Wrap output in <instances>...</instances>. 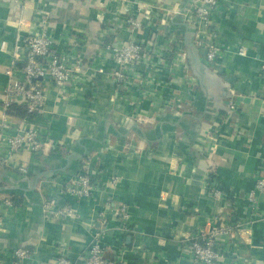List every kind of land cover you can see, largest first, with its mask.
I'll use <instances>...</instances> for the list:
<instances>
[{"label":"crops","instance_id":"1","mask_svg":"<svg viewBox=\"0 0 264 264\" xmlns=\"http://www.w3.org/2000/svg\"><path fill=\"white\" fill-rule=\"evenodd\" d=\"M185 1L0 0V44L6 43L0 50V114L10 51L18 44L23 57L22 38L42 25L79 69L74 84L65 87L43 80L45 108L32 119L48 132L42 152L24 150L0 164L5 264V251L17 246L31 250L19 264H55L59 250L76 258L101 212L106 256L117 264H192L181 239L220 218L241 225L219 264H264V194L256 195V203L248 197L256 178L264 177V0L221 1L213 13L215 35H201L203 42L213 37L224 46L212 63L204 58V45L190 43L197 27L185 10L178 11ZM128 15L143 28L131 32L123 26ZM152 35L161 46L170 41L156 84L129 79L125 88L113 81L115 64L106 44L142 42ZM12 66L13 77L22 79L20 62ZM23 114L17 99L11 118L18 121ZM83 160L98 191L65 196L75 214L46 220L37 184L51 187V181L77 172ZM20 165L26 166L24 173ZM112 175L119 177L115 186L106 182ZM208 183L223 191L220 198ZM6 196L15 198L13 209L3 206ZM120 204L129 210L128 229L115 214Z\"/></svg>","mask_w":264,"mask_h":264},{"label":"built area","instance_id":"2","mask_svg":"<svg viewBox=\"0 0 264 264\" xmlns=\"http://www.w3.org/2000/svg\"><path fill=\"white\" fill-rule=\"evenodd\" d=\"M222 0H191L185 9L184 17L196 24L194 43L205 47L204 58L207 62H215L221 58L224 46L215 38L203 42L201 35L206 32L210 36L215 35L213 13L219 9ZM145 13H148L146 10ZM123 26L131 32L141 30L143 24L136 16L128 15L123 19ZM39 31L28 33L22 38L26 52L23 57L19 56L21 46L16 44L10 51L12 63L6 66L4 72L8 75V82L3 91L0 114V164H8L16 154L24 150L32 153H41L47 143V131L32 123L44 111L45 87L43 80L47 79L54 85L65 87L74 84L76 73L79 71L70 63L69 56L57 46L56 40L47 32L45 25ZM157 36H150L147 41L130 39L127 42H111L106 44L115 66L110 71V76L117 84L127 85L129 79L132 83L154 86L160 69L168 60L170 41L166 45H159ZM0 50H6V43L0 44ZM239 54H244L246 48L239 46ZM181 58L184 54H178ZM20 62L22 79L13 77V64ZM264 69V66H263ZM96 71L103 73L101 66ZM40 77V78H39ZM145 82V83H144ZM133 86V85H131ZM126 88V87H125ZM23 101L24 114L17 121L11 118V108L17 99ZM135 104L139 101H133ZM234 104H230L233 108ZM21 172L26 171L25 165H20ZM109 186H115L119 177L112 175L106 179ZM53 183L46 189V184H37L41 192V208L46 220L52 218L66 219L75 214L73 206L65 196L77 198L90 197L98 191V180L89 171V164L83 160L80 169L74 174L51 181ZM209 184V191L215 198H220L223 191L216 185ZM53 187V188H52ZM56 187V188H54ZM264 194V177H257L255 186L249 192L251 203H256V195ZM65 198V199H64ZM5 209H13L15 203L11 196L2 199ZM110 202H106V208ZM116 217L123 222V228H130L126 220L129 210L126 204H120L115 208ZM3 213H0V228L3 223ZM100 222L91 233L90 241L82 254L76 258L59 250L55 264H117V259L106 256L107 246L104 241L105 213L101 212ZM240 223L228 218L216 219L190 231L181 239L182 250L185 251L192 264H219V259L224 255L225 245L231 238L234 229H240ZM9 264H19L31 254L26 246H17L5 251ZM0 264H5L0 257Z\"/></svg>","mask_w":264,"mask_h":264},{"label":"water","instance_id":"3","mask_svg":"<svg viewBox=\"0 0 264 264\" xmlns=\"http://www.w3.org/2000/svg\"><path fill=\"white\" fill-rule=\"evenodd\" d=\"M190 1H191V0H186V1L183 3V5L180 7V9H178V11H180V12L184 11V10L187 8V6H188V4L190 3ZM177 13H178V12H177ZM178 14H179V13H178ZM179 15H180V14H179ZM180 17H181V16H180ZM180 20H182V18H181ZM181 22H182V24L188 25V24L184 23L183 20H182ZM190 43L192 44V43H194V41H193L192 39H190ZM39 78H40V77H39ZM18 99H20V98H18Z\"/></svg>","mask_w":264,"mask_h":264},{"label":"trees","instance_id":"4","mask_svg":"<svg viewBox=\"0 0 264 264\" xmlns=\"http://www.w3.org/2000/svg\"><path fill=\"white\" fill-rule=\"evenodd\" d=\"M15 104H16V102L14 103L13 106H15ZM13 106H12V108H11V112H12V110H13ZM210 174H212V173L210 172ZM12 198H13L14 203H16L15 198H14V197H12Z\"/></svg>","mask_w":264,"mask_h":264}]
</instances>
